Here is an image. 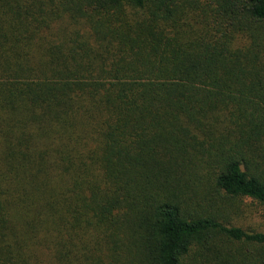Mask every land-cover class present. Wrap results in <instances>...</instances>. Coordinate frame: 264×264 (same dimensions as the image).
<instances>
[{
    "label": "trees",
    "instance_id": "trees-1",
    "mask_svg": "<svg viewBox=\"0 0 264 264\" xmlns=\"http://www.w3.org/2000/svg\"><path fill=\"white\" fill-rule=\"evenodd\" d=\"M264 0H0V264H264Z\"/></svg>",
    "mask_w": 264,
    "mask_h": 264
},
{
    "label": "rangeland",
    "instance_id": "rangeland-1",
    "mask_svg": "<svg viewBox=\"0 0 264 264\" xmlns=\"http://www.w3.org/2000/svg\"><path fill=\"white\" fill-rule=\"evenodd\" d=\"M236 208L232 224L247 232L264 233V206L245 199L239 201Z\"/></svg>",
    "mask_w": 264,
    "mask_h": 264
}]
</instances>
